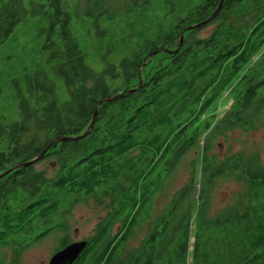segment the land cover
<instances>
[{"label": "trees", "instance_id": "obj_1", "mask_svg": "<svg viewBox=\"0 0 264 264\" xmlns=\"http://www.w3.org/2000/svg\"><path fill=\"white\" fill-rule=\"evenodd\" d=\"M36 1L43 3L32 14L49 15L50 32L59 25L62 41L55 54L70 99L24 103L25 115L0 151V172L12 170L0 179V249L12 248V264H20L27 246L66 233L62 216L77 200L91 198L97 203L108 198L112 210L74 264H264V164L256 153L211 155L218 137L254 130L264 118V0H183L173 5V24L166 30L158 25L152 38L138 26L136 41L127 36L131 50L100 72L85 63L66 2ZM164 1L167 6L176 0ZM133 2L128 10L141 14L144 7L142 18L147 17L151 0ZM220 3L215 17L200 26H214L208 36L199 37L197 29L182 34L208 20ZM108 7L100 4L94 25L102 15L111 17ZM28 12L24 0H0V45ZM127 37L119 42L126 44ZM110 45L113 53L115 44ZM154 54L162 58L147 63ZM224 95L231 101L225 115L201 122ZM196 149L197 181L190 175L156 213L154 201L167 178ZM50 157L58 167L52 177L34 169ZM122 171L126 187L120 184ZM217 180L235 181L241 190L230 207L211 213L210 191ZM145 224L142 244L123 255ZM45 225L31 242L17 239ZM70 243L62 238L60 248Z\"/></svg>", "mask_w": 264, "mask_h": 264}, {"label": "rangeland", "instance_id": "obj_2", "mask_svg": "<svg viewBox=\"0 0 264 264\" xmlns=\"http://www.w3.org/2000/svg\"><path fill=\"white\" fill-rule=\"evenodd\" d=\"M64 1L66 2L64 7L70 14L71 33L73 35L74 22L78 44L84 54L85 63L94 72H100L109 63L118 65L120 59L131 50L128 44L130 39L127 36H132L133 40L136 41L138 39L135 36L136 30L141 29L138 26H144L143 30L146 37L152 38L156 34L158 25L166 30L168 25L173 24L175 18L173 5L176 6L183 0L167 3V6L164 0H151V3L147 5L148 16L144 18H142V11L144 10L142 8L144 7L136 6V8H140L141 14L128 10L134 5V0H97V4L92 1L88 2V0ZM103 2L106 6L107 4L110 6L108 7L109 15H107L111 17L106 18L105 15H102L105 19H101L98 21V25H94L93 19L100 13V4ZM42 3L36 0H24L25 9L29 12L15 27L7 40L0 45V151L8 148L15 121L21 120V116L25 115L24 108L26 106L24 103L34 102L38 97L43 101L54 99L58 103H64L70 99V91L65 84V76L60 73L62 61L55 54L61 46L60 41H62L58 33L60 31L59 25L54 28L53 32H50L49 15L47 19L40 13L32 14L31 12L36 4ZM190 8H186L183 14H186ZM73 9L75 10L74 18ZM137 20L142 24L140 25ZM213 27V25H207L204 28L189 26L182 31V34L197 29L196 32L199 37H206ZM123 37H127L126 44L119 42V39ZM111 42L116 47L113 53L109 52ZM155 57L156 54L151 56L147 63H150ZM160 58L162 55L155 59ZM138 73L140 84L142 77L139 70ZM230 105V99L224 95L213 108L202 116L200 121L213 123L225 115ZM49 148L47 147L45 151ZM240 151L247 154L256 153L264 164V118L254 130L246 132L233 130L223 137H218L213 143L211 155L223 159L228 154ZM199 156V149L189 152L176 168V171L167 178L163 192L154 201L156 213L161 212L178 190L189 182L190 175L194 176V181H197L199 171L197 159ZM192 162L193 166L191 165ZM34 169L38 172H45L49 177L54 176L58 170L55 157L37 163ZM3 173L0 172V175ZM125 177L126 172L122 171L120 184L124 187L128 184ZM240 190L241 184L235 181L217 180L210 191L211 213L221 212L230 207L234 203L235 193ZM111 210L112 207L108 198H102L99 203L92 198L87 202L77 200L71 209L62 216V220L68 228L67 232H54L37 243L27 246L21 252L19 263L48 264L52 255L60 250L62 238L72 243L86 241L95 234L98 224L109 217ZM56 222L61 223L60 219ZM46 227L48 226L40 227L39 230L36 228L33 232L17 239L31 242ZM118 228V225L113 227L111 236L115 235ZM148 228L149 226L145 224L137 229L128 242L123 255L125 252L127 254L139 248L147 235ZM192 232L193 226H191ZM192 243L193 238L191 236L190 244ZM18 246L21 245H16L14 249H17ZM11 249V247L0 249V264H6L7 260L11 259V253L13 254Z\"/></svg>", "mask_w": 264, "mask_h": 264}, {"label": "water", "instance_id": "obj_3", "mask_svg": "<svg viewBox=\"0 0 264 264\" xmlns=\"http://www.w3.org/2000/svg\"><path fill=\"white\" fill-rule=\"evenodd\" d=\"M221 8V3L219 4L218 8L216 9V11L214 12V14L205 22L195 25V27L199 28L200 26L205 25L206 23H209L214 17L215 15L218 13V11ZM118 98L115 97V99ZM94 123V117L86 131L85 134H87V132L89 131V129L92 127ZM44 154V152H43ZM41 157V155H40ZM33 161L24 164L23 166H26L28 164H31ZM12 170L6 171L4 172L2 175H0V179L3 178L5 175H7L8 173H10ZM87 246V242L86 241H80V242H73L69 245H67L66 247L60 249L59 251H57L56 253H54L52 255V257L49 260L48 264H74L75 261L78 259L79 255L84 251V249Z\"/></svg>", "mask_w": 264, "mask_h": 264}, {"label": "flooded vegetation", "instance_id": "obj_4", "mask_svg": "<svg viewBox=\"0 0 264 264\" xmlns=\"http://www.w3.org/2000/svg\"><path fill=\"white\" fill-rule=\"evenodd\" d=\"M72 243V242H71ZM70 243V244H71ZM6 248H8V247H6ZM62 248H64V247H62ZM62 248H60V249H62ZM12 250V249H11ZM57 252V251H56ZM12 259H13V254L11 253V259L10 260H7V262H6V264H12Z\"/></svg>", "mask_w": 264, "mask_h": 264}]
</instances>
